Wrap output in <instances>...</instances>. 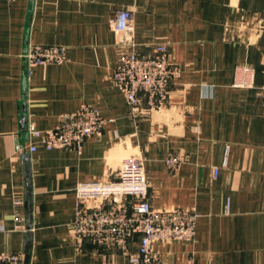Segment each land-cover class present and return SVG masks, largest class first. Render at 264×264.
I'll use <instances>...</instances> for the list:
<instances>
[{"label": "crops", "instance_id": "obj_1", "mask_svg": "<svg viewBox=\"0 0 264 264\" xmlns=\"http://www.w3.org/2000/svg\"><path fill=\"white\" fill-rule=\"evenodd\" d=\"M119 10L133 20L121 37L111 26ZM158 44L181 73L161 111L134 119L112 73L122 51L150 57ZM30 45L62 46L65 62L28 76ZM263 86L264 0H0V254L128 264L74 239L75 188L117 179L122 159L139 153L152 206L199 215L193 241L153 243L162 264H264ZM83 105L107 121L100 139L28 151L32 129H53Z\"/></svg>", "mask_w": 264, "mask_h": 264}, {"label": "built area", "instance_id": "obj_2", "mask_svg": "<svg viewBox=\"0 0 264 264\" xmlns=\"http://www.w3.org/2000/svg\"><path fill=\"white\" fill-rule=\"evenodd\" d=\"M132 21L130 11L119 10L111 26L121 37L133 32ZM169 55L170 46L167 44L156 45L150 57L141 56L134 49L122 51L112 79L124 95L134 119H140L147 112L161 111L168 102L172 82L181 73L170 62ZM24 60L26 73L32 76L36 67L64 63L65 51L58 45H30ZM260 96L264 101V86ZM106 124L95 107L83 105L76 112L62 114L53 129H32L30 138L34 143L28 145V151L35 153L40 147L46 151H80L88 139L102 137ZM176 161L171 157L168 165L174 166ZM75 193L74 239L79 245L89 242L100 251L126 254L128 264H162L153 251V243L191 242L195 239L197 213L152 206L144 159L139 153L122 159L117 179L81 182ZM23 205V201H16L17 207ZM16 220L22 221L23 218L17 214ZM136 240L138 251L132 254L130 247ZM24 258L22 253H2L0 264H25Z\"/></svg>", "mask_w": 264, "mask_h": 264}, {"label": "water", "instance_id": "obj_3", "mask_svg": "<svg viewBox=\"0 0 264 264\" xmlns=\"http://www.w3.org/2000/svg\"><path fill=\"white\" fill-rule=\"evenodd\" d=\"M26 123V122H25ZM27 124V123H26ZM25 124V125H26ZM30 193H28L27 195V201H26V207H27V215L30 216V213H31V207H30V202H29V198H30ZM32 244V241L30 239V237L27 238L26 242H25V250H24V253L27 252L28 248L31 246Z\"/></svg>", "mask_w": 264, "mask_h": 264}, {"label": "rangeland", "instance_id": "obj_4", "mask_svg": "<svg viewBox=\"0 0 264 264\" xmlns=\"http://www.w3.org/2000/svg\"><path fill=\"white\" fill-rule=\"evenodd\" d=\"M131 155V154H130ZM126 157V156H125Z\"/></svg>", "mask_w": 264, "mask_h": 264}]
</instances>
